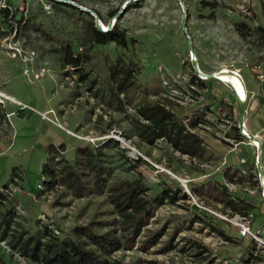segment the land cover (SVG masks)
<instances>
[{"label":"rangeland","instance_id":"374dc122","mask_svg":"<svg viewBox=\"0 0 264 264\" xmlns=\"http://www.w3.org/2000/svg\"><path fill=\"white\" fill-rule=\"evenodd\" d=\"M0 7L11 11L8 19L0 17V92L5 95L0 94V187L10 183L19 189L4 211L16 206L21 213L11 232L31 236L48 225L65 239L76 227L120 220L107 194L78 198L66 189L39 192L44 163L56 156L74 165L77 149L89 147L105 154L110 185L137 183L157 206L134 248L117 251L110 264H264L263 247L252 236L241 238L231 222L236 212L193 191L209 182L223 184L228 170L241 172L246 181L257 178L259 148L233 138L239 104L229 87L213 80L190 86L192 50L204 74L226 67L239 71L248 85L244 120L257 136L264 98L256 100L249 81L256 86L262 81L264 0H0ZM95 14L106 28L125 31L127 48L89 42ZM240 23L248 26L244 37L237 30ZM67 44L77 54L89 51L90 62L79 74L63 66ZM119 60L134 68L137 83L160 85L162 102L184 124L203 120L196 130L205 149L202 160L181 155L163 140L150 146L137 137L135 108L122 109L111 91L110 69ZM111 139L118 143L104 145ZM162 197V204L155 203ZM244 200L254 234L264 241V200L259 194ZM109 229L124 235L118 224L99 232ZM153 234H159L156 243L145 249L143 242ZM13 241L9 233L0 245L3 260L36 264L18 254L9 245Z\"/></svg>","mask_w":264,"mask_h":264},{"label":"trees","instance_id":"16d2710c","mask_svg":"<svg viewBox=\"0 0 264 264\" xmlns=\"http://www.w3.org/2000/svg\"><path fill=\"white\" fill-rule=\"evenodd\" d=\"M133 5L136 7V4ZM203 5L216 8V4L210 2H203ZM10 15L9 7H0V17L8 19ZM236 26L238 32L244 37L248 26L245 23L236 24ZM88 36L91 44L116 43L121 47H128L127 35L118 26L102 32L93 21ZM89 62V51L77 54L70 44L64 48L63 66L72 67L79 74L83 66ZM134 73L133 67L119 60L110 69V81L113 85L112 94L122 109L125 106L135 108L134 128L137 137L150 146L163 140L181 155L202 160L205 157V149L203 140L196 130L203 120L197 117L188 125L184 124L175 116L170 104L162 102V100L165 101L163 88L158 84L137 83ZM209 81L193 73L190 86L205 87ZM152 97H159V100H152ZM228 112L232 113L231 107L228 108ZM235 131L233 138L238 142L244 141L245 138L240 130L236 128ZM107 143L117 144L118 141L111 139L104 145ZM137 161L138 163L143 162L141 158ZM42 174L43 181L39 186H43L44 189H39L40 193L47 190L66 189L78 198L107 194V200L117 212L120 220H104L76 227L73 236L65 239L59 238L48 225L43 226L42 230L35 235L24 236L18 231L11 232V222L15 221L21 213L16 206L4 211L10 198L0 190V245L5 243L8 234L12 233L14 241L9 245L16 249L18 254L36 264H110L109 259L114 253L122 249L134 248L136 238L142 233L157 209V206L152 205L143 197L145 189L141 185L130 182L109 184L110 171L105 154L101 150L89 147L78 148L74 165L57 160V157L53 156L43 164ZM225 174L231 181L235 179L240 183L246 181L239 171L231 174L228 170ZM15 179L17 176L12 181L15 182ZM9 186L10 183L3 188ZM193 191L198 197L206 196L215 202L224 204L236 213L247 214L250 208V205L244 202L245 200L233 201L226 187L220 183L209 182L196 187ZM164 194L167 198L175 199L165 192ZM163 202V197L155 200L158 205ZM117 224L124 233L121 237L117 229L99 232V230L103 231L104 226ZM221 235L224 234L221 233ZM158 237L159 234L150 235L149 240L143 242L144 246L147 245L145 249L150 244L156 243ZM0 264H7L1 255Z\"/></svg>","mask_w":264,"mask_h":264},{"label":"built area","instance_id":"2783aa9c","mask_svg":"<svg viewBox=\"0 0 264 264\" xmlns=\"http://www.w3.org/2000/svg\"><path fill=\"white\" fill-rule=\"evenodd\" d=\"M103 29L104 31L108 30V28ZM260 78L264 80V75H261ZM124 144L127 145V143ZM257 147L259 148V146ZM243 173L246 174L245 171H243ZM252 182L254 187L251 186ZM223 185L226 187L228 193L232 196V200L235 202L244 200L246 196L255 197L258 194L264 200V180L260 173L257 175V178H252V180L249 179L248 181H245V183H240L237 179H235V181L228 179L223 182ZM38 188L41 190L44 189L43 186H38ZM0 190L10 198V196H14L19 189L10 184L8 188L0 187ZM17 209L20 211L19 207ZM251 218L252 216L250 214L235 213L231 222L237 228L238 234L241 238L252 236L256 243L264 249V241L254 234Z\"/></svg>","mask_w":264,"mask_h":264},{"label":"water","instance_id":"95a60500","mask_svg":"<svg viewBox=\"0 0 264 264\" xmlns=\"http://www.w3.org/2000/svg\"><path fill=\"white\" fill-rule=\"evenodd\" d=\"M57 1H60V0H57ZM63 2V1H62ZM96 17V26L97 28L100 30V31H104L103 29V26L100 22V18L95 14L94 15ZM185 18L183 19V31L185 34H187V28L185 26ZM112 29V26H110V29L108 30H111ZM107 30V31H108ZM106 32V31H104ZM191 48H192V44H191ZM193 50L191 51V57H192V60H191V63H192V66H193V69L195 71V74L197 76H199V78L201 79H204V80H213V81H219L220 80L217 78V76L215 75V73H212V74H204L201 70H200V67H199V64L197 62V60L194 58L193 56ZM228 87L232 90V92L236 95L237 97V100H238V104H239V130L241 132V135L246 139V140H254L256 139V137L252 136V135H246L245 132H244V129L246 127V123H245V120H244V115H245V104H242V101H241V98H240V95H239V92L235 89V87L231 84H228ZM120 142L122 144L123 141L120 140ZM262 153H263V143L260 142V145H259V151H258V170H259V173L262 175V177L264 176V168L262 166Z\"/></svg>","mask_w":264,"mask_h":264},{"label":"crops","instance_id":"0c3cea01","mask_svg":"<svg viewBox=\"0 0 264 264\" xmlns=\"http://www.w3.org/2000/svg\"><path fill=\"white\" fill-rule=\"evenodd\" d=\"M262 66H260V67L262 68ZM260 71L262 73L261 75H264V69L262 68V70H260ZM240 77H241L242 82L244 83V86H245L246 91L248 93V85H247L244 77L241 75V73H240ZM249 89H250V92L253 93V95L257 101L261 100V102H263V98H264V80L263 79H262V81H259V86H256L255 82H253V80L251 79V81H249ZM0 94L2 96H5L2 92H0ZM248 101H249V95H248ZM257 125H258V128L256 129L257 136H254V135H252V136L256 137V139L259 138L260 140L259 139L258 140L263 143L262 164H263V168H264V102H263L262 108L258 112ZM246 128H247V126H246ZM252 128H254V127H252ZM247 130H248V133H250V129L247 128Z\"/></svg>","mask_w":264,"mask_h":264},{"label":"bare ground","instance_id":"6f19581e","mask_svg":"<svg viewBox=\"0 0 264 264\" xmlns=\"http://www.w3.org/2000/svg\"><path fill=\"white\" fill-rule=\"evenodd\" d=\"M104 28H106V25H102ZM215 75L220 80L221 83L226 85L228 87V84H231L235 87V89L239 92L242 104L247 105L248 103V93L246 91V88L244 86V83L242 82V79L240 77V72H236L233 70H230L229 68H223L219 71L215 72ZM244 132L246 135H251L248 133L247 128L245 127ZM254 146H259L260 141L258 139L251 140ZM125 143V142H123ZM264 180V176H263Z\"/></svg>","mask_w":264,"mask_h":264}]
</instances>
